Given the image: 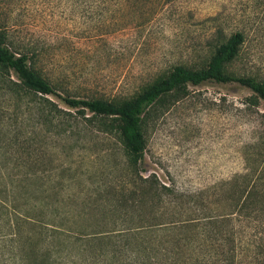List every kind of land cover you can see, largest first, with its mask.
<instances>
[{
    "label": "rangeland",
    "instance_id": "1",
    "mask_svg": "<svg viewBox=\"0 0 264 264\" xmlns=\"http://www.w3.org/2000/svg\"><path fill=\"white\" fill-rule=\"evenodd\" d=\"M216 15L227 34L245 35L226 70L264 81V0H0V29L13 25L19 38L44 47L41 65L62 80L59 91L116 101L134 98L175 65L205 67L217 27L208 18ZM15 83L14 72L0 68L2 172L29 173L28 189L36 196L43 193L52 206L51 195L62 193V209L75 212L94 204L91 193L101 184L131 178L117 119H102V125L56 96L28 97ZM33 98L49 106L43 111ZM141 130L140 174L174 188L173 207L186 218L220 222L228 215L234 226L211 225L225 237L235 232L242 244L238 264H264L253 244L261 230L255 225L264 221V180L247 188L258 201L237 210L239 196L247 195L243 176L264 163V99L236 82L189 84L152 104Z\"/></svg>",
    "mask_w": 264,
    "mask_h": 264
},
{
    "label": "trees",
    "instance_id": "2",
    "mask_svg": "<svg viewBox=\"0 0 264 264\" xmlns=\"http://www.w3.org/2000/svg\"><path fill=\"white\" fill-rule=\"evenodd\" d=\"M219 18V15L208 18L217 27L210 39L214 53L205 67L175 65L167 76L157 78L134 98L122 101L59 91L57 86L62 80L41 65L44 47L37 41L19 38L13 25L0 29V68L14 72L19 83L13 88L28 97L56 96L81 115L88 111L92 120L102 125V119H117L127 153L124 168L131 176L116 186L101 184L91 193L94 204L75 212L71 208L62 209L58 199L62 193L51 195L56 199L52 206L45 203L43 193L39 197L35 195L37 192L28 189L34 176L2 172L6 165L0 160V264H238L242 244L235 240V232L230 229L225 237L211 225L227 222L229 227L234 226L228 215L218 217L223 219L220 222L211 221L217 218L207 215L203 217L205 222L184 217L177 205L173 207L178 192L161 183L155 175L144 177L139 168L146 149L141 130L143 118L147 109L162 96L184 90L189 84L216 81L240 83L264 99V81L226 70L227 64L240 54L245 35L242 31L227 34ZM35 102L43 111L49 106L42 101ZM18 164L26 166L23 161ZM257 170L253 166L243 176L247 195L238 198L240 212L258 201L249 196L247 189L252 181L264 180V163ZM39 178L43 183V178ZM255 228L261 230L255 234L253 244L257 253L264 254V221Z\"/></svg>",
    "mask_w": 264,
    "mask_h": 264
}]
</instances>
